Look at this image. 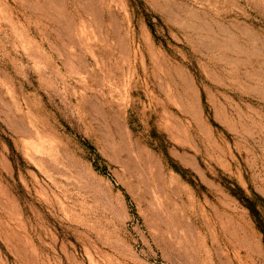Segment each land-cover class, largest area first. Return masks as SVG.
Wrapping results in <instances>:
<instances>
[{
    "label": "rangeland",
    "instance_id": "374dc122",
    "mask_svg": "<svg viewBox=\"0 0 264 264\" xmlns=\"http://www.w3.org/2000/svg\"><path fill=\"white\" fill-rule=\"evenodd\" d=\"M0 264H264V0H0Z\"/></svg>",
    "mask_w": 264,
    "mask_h": 264
},
{
    "label": "trees",
    "instance_id": "16d2710c",
    "mask_svg": "<svg viewBox=\"0 0 264 264\" xmlns=\"http://www.w3.org/2000/svg\"><path fill=\"white\" fill-rule=\"evenodd\" d=\"M247 208L250 211L251 215H253V216L256 215V212H255L254 208H252V206L250 204H247Z\"/></svg>",
    "mask_w": 264,
    "mask_h": 264
}]
</instances>
